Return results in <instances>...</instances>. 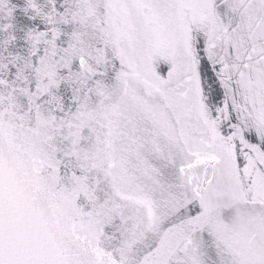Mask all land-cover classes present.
Segmentation results:
<instances>
[{"label":"snow or ice","instance_id":"obj_1","mask_svg":"<svg viewBox=\"0 0 264 264\" xmlns=\"http://www.w3.org/2000/svg\"><path fill=\"white\" fill-rule=\"evenodd\" d=\"M0 264H264V0H0Z\"/></svg>","mask_w":264,"mask_h":264}]
</instances>
